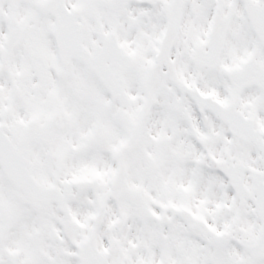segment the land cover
<instances>
[{
	"label": "snow or ice",
	"instance_id": "6c2138e0",
	"mask_svg": "<svg viewBox=\"0 0 264 264\" xmlns=\"http://www.w3.org/2000/svg\"><path fill=\"white\" fill-rule=\"evenodd\" d=\"M0 264H264V0H0Z\"/></svg>",
	"mask_w": 264,
	"mask_h": 264
}]
</instances>
